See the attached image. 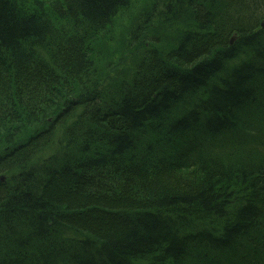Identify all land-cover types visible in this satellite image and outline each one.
<instances>
[{"label": "trees", "instance_id": "obj_1", "mask_svg": "<svg viewBox=\"0 0 264 264\" xmlns=\"http://www.w3.org/2000/svg\"><path fill=\"white\" fill-rule=\"evenodd\" d=\"M139 1L0 0V264H264V0H147L99 76Z\"/></svg>", "mask_w": 264, "mask_h": 264}, {"label": "rangeland", "instance_id": "obj_2", "mask_svg": "<svg viewBox=\"0 0 264 264\" xmlns=\"http://www.w3.org/2000/svg\"><path fill=\"white\" fill-rule=\"evenodd\" d=\"M135 5H137V6L135 7ZM135 5H134L135 8H133L134 10H132V8L128 10L129 13L124 12V13L118 14L116 19L114 20V24H113V27L111 30H109L108 32L103 33L101 35L92 37L93 42L90 43V45H91L93 51L95 52V50L97 48V52H99L101 50V53H102V54H97L98 57H97V59H95L96 67H97L98 71L100 72L98 75L101 77H105L107 75V71H101V67L104 66L103 63L105 61H109V60L113 59V57H115V56L118 58H122V57L126 56V54H124L125 41L130 40L129 39L130 35L133 34V32H130V30H131V27L134 23V19L138 16L139 13H146L147 9H149L148 8L149 3L147 0H140L139 3L137 4V2H136ZM128 11H126V12H128ZM152 14L155 15L154 13H152ZM155 19L156 20L158 19L157 15L155 16ZM161 22L165 26V24H164L165 22L164 21H161ZM149 27H152V34L153 35L164 34L163 33V27L162 26L160 27V24L157 23V21L154 22L153 24L149 25ZM152 34L149 31H147V33L145 35H147L148 39H150L149 36L152 37ZM164 43H166V42H164ZM110 45H112V46H110ZM92 54H93V52H92ZM94 57H95V55H93V58ZM99 61H101V62H99ZM97 62L99 64H97ZM7 127L8 126L3 127V129L0 131V139H2V140H5L4 139L5 136L10 137V138L7 137V140H9L13 137L11 135V129L9 130L10 134H9V132H7L8 131ZM5 144H6V142H4V141L0 143V151L6 148ZM0 180L1 181L4 180V175L0 176Z\"/></svg>", "mask_w": 264, "mask_h": 264}, {"label": "water", "instance_id": "obj_3", "mask_svg": "<svg viewBox=\"0 0 264 264\" xmlns=\"http://www.w3.org/2000/svg\"><path fill=\"white\" fill-rule=\"evenodd\" d=\"M233 42H234V38H231L230 41H229V45L232 46Z\"/></svg>", "mask_w": 264, "mask_h": 264}]
</instances>
